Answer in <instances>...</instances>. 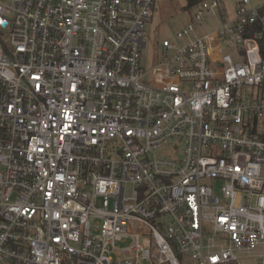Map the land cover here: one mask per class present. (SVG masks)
Returning <instances> with one entry per match:
<instances>
[{
  "label": "built area",
  "instance_id": "obj_1",
  "mask_svg": "<svg viewBox=\"0 0 264 264\" xmlns=\"http://www.w3.org/2000/svg\"><path fill=\"white\" fill-rule=\"evenodd\" d=\"M162 2L0 0V264H264V0Z\"/></svg>",
  "mask_w": 264,
  "mask_h": 264
},
{
  "label": "rangeland",
  "instance_id": "obj_2",
  "mask_svg": "<svg viewBox=\"0 0 264 264\" xmlns=\"http://www.w3.org/2000/svg\"><path fill=\"white\" fill-rule=\"evenodd\" d=\"M219 9L224 15L226 21L235 17V7L240 0H217ZM251 5L258 4L261 0H249ZM185 0H163L153 15V19L146 25V43H147V58L151 62L152 59L160 60L159 46L166 39L176 45L188 43L192 38H185L179 41L176 38V33L183 30L187 25L191 12L184 9ZM220 21V16L216 11L211 19L205 21L207 29L213 30ZM194 35H202V32L197 30ZM223 54H232V49L226 48L222 50ZM220 195V194H218Z\"/></svg>",
  "mask_w": 264,
  "mask_h": 264
},
{
  "label": "trees",
  "instance_id": "obj_3",
  "mask_svg": "<svg viewBox=\"0 0 264 264\" xmlns=\"http://www.w3.org/2000/svg\"><path fill=\"white\" fill-rule=\"evenodd\" d=\"M201 1H203V0H185L184 9L189 11L191 8L196 6ZM262 15L264 16V13H262ZM255 28L260 29V27L258 25H256ZM258 47H259L261 57L264 58V37L258 41Z\"/></svg>",
  "mask_w": 264,
  "mask_h": 264
}]
</instances>
